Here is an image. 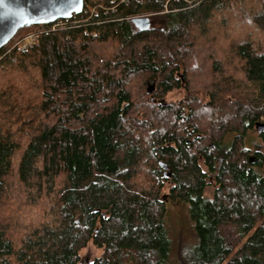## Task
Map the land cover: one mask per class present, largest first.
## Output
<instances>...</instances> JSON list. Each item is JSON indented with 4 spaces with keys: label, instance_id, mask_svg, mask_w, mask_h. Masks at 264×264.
<instances>
[{
    "label": "trees",
    "instance_id": "obj_1",
    "mask_svg": "<svg viewBox=\"0 0 264 264\" xmlns=\"http://www.w3.org/2000/svg\"><path fill=\"white\" fill-rule=\"evenodd\" d=\"M246 1L85 0L0 49V264H264V149L251 164L245 145L264 122V0ZM216 16L253 32L198 60ZM165 197L188 204L195 232L176 256ZM34 208L39 221L18 214Z\"/></svg>",
    "mask_w": 264,
    "mask_h": 264
},
{
    "label": "rangeland",
    "instance_id": "obj_2",
    "mask_svg": "<svg viewBox=\"0 0 264 264\" xmlns=\"http://www.w3.org/2000/svg\"><path fill=\"white\" fill-rule=\"evenodd\" d=\"M249 0H247L245 3H247ZM192 1H189V3H191ZM247 8L245 7V9H249L252 6L254 7V3H247ZM257 7L252 8L254 10H256ZM246 14H248V12H246ZM147 16H149V14H146ZM142 16V15H140ZM136 17V16H135ZM223 17V16H222ZM222 17L220 16H216L213 20L212 23H210V29H213V31L210 33H207V36H203V42H204V38L206 40H209V37L211 39H216V44L214 45V53H210L208 54V52L206 51V45H208L207 43L210 42H206L205 47H202L201 49H199L198 52H200L201 54H199L198 56V60L204 59L205 57H208L209 55H212L219 60H223L222 58L224 56H226V48L224 49V47L226 45H228V43H234V42H238L239 40L243 39L244 37H246V34L248 33H252L253 29L246 27L247 29H242L240 27H229L228 29L224 26L221 25L220 21L222 20ZM226 17V16H225ZM214 21V22H213ZM229 24L228 22L226 24L223 25H227ZM33 30H29L27 33L31 32ZM217 31V32H214ZM222 31H227V33L224 34V37L230 35L231 38H229L230 40H226L224 42L223 38L224 37H217V34L224 33ZM254 34V33H253ZM219 36V35H218ZM254 37H257L259 40H264L263 37L261 36H257L255 35ZM210 41V40H209ZM226 43V44H225ZM198 55V54H197ZM195 56V55H194ZM193 56V57H194ZM202 62V61H201ZM201 68L200 66H198V69L201 73ZM227 70H231V67L226 68ZM233 69V68H232ZM232 71V70H231ZM15 75H19V73H13ZM1 75V74H0ZM185 96L184 91H182V89H176L173 90L172 92H170L169 94H167L165 96V101L167 102H179L183 97ZM153 98V97H151ZM159 101H163L162 99H158L157 102ZM235 133H230L226 136L224 142L228 143L234 140L235 138ZM245 145L246 147L249 148H255L256 145L261 146L264 149V140H262L258 134L257 130L251 131L247 134L246 138H245ZM170 187V183L168 182L166 184V188L164 189V196L167 195L168 193V189ZM217 187V185L214 183L213 179H210V184L207 186L206 190H205V196L208 198H211L214 194V190ZM12 198V196H10ZM165 199L167 200V215H166V227L169 231L170 237L173 241V249H172V253L174 256L177 255L178 251L180 248H182L184 245H188L191 244L193 242H195V232H194V227H193V223L191 222L190 216H189V209H188V204L186 202L180 201V200H168L167 197H165ZM8 200H10L8 198ZM6 205V204H5ZM4 203L1 205L0 209L1 212H3L4 214H9L8 210H11L10 205L8 204L7 208H5ZM5 209V210H4ZM19 216H22V219H25V217H29V218H34L37 219L38 221L40 220V218L38 216H36L37 213H39L41 211V208H34V209H29L25 212H21V210H19ZM22 213V214H21ZM9 216H11L9 214ZM16 216V215H15ZM82 255H86V257L90 256L93 257L94 254L95 255H100L101 254V250H97L95 247L91 246L90 248H86L84 250H82ZM88 261V259L86 260Z\"/></svg>",
    "mask_w": 264,
    "mask_h": 264
},
{
    "label": "water",
    "instance_id": "obj_3",
    "mask_svg": "<svg viewBox=\"0 0 264 264\" xmlns=\"http://www.w3.org/2000/svg\"><path fill=\"white\" fill-rule=\"evenodd\" d=\"M85 0H3L0 4V49L7 45L19 30L38 24H49L59 19L71 18L84 10ZM135 27L148 31L152 27L149 16L132 18ZM154 90V85L149 92ZM256 130L264 133V122L256 123ZM163 177L169 178L172 170L168 164L160 162Z\"/></svg>",
    "mask_w": 264,
    "mask_h": 264
},
{
    "label": "built area",
    "instance_id": "obj_4",
    "mask_svg": "<svg viewBox=\"0 0 264 264\" xmlns=\"http://www.w3.org/2000/svg\"><path fill=\"white\" fill-rule=\"evenodd\" d=\"M62 19L57 20L56 22L50 23L53 27H59ZM44 29H35L27 34H25L20 40L17 41L16 46L20 49H25L28 46L32 45L39 37V34L42 33Z\"/></svg>",
    "mask_w": 264,
    "mask_h": 264
},
{
    "label": "flooded vegetation",
    "instance_id": "obj_5",
    "mask_svg": "<svg viewBox=\"0 0 264 264\" xmlns=\"http://www.w3.org/2000/svg\"><path fill=\"white\" fill-rule=\"evenodd\" d=\"M258 134H259V136H260V138L262 139V140H264V133L263 132H258ZM254 151L255 152H257L256 154H251L252 155V157H253V155L255 156V158H251V160H253L254 161V164L255 163H257L258 162V160H259V155H261V154H263V151H262V149L260 150L259 148H254ZM258 154V155H257ZM219 161H220V159H218Z\"/></svg>",
    "mask_w": 264,
    "mask_h": 264
},
{
    "label": "bare ground",
    "instance_id": "obj_6",
    "mask_svg": "<svg viewBox=\"0 0 264 264\" xmlns=\"http://www.w3.org/2000/svg\"><path fill=\"white\" fill-rule=\"evenodd\" d=\"M136 17H137V16H136ZM133 18H134V17H133ZM153 85H154V84H153ZM154 87H155V85H154ZM251 158L253 159V158H255V156H253V157L251 156ZM251 158H249V159H250V161H249V162H250L251 164H253V163H254V161H253V160H251ZM161 162H163V161H161ZM162 177H163V175H162ZM163 178H164V177H163Z\"/></svg>",
    "mask_w": 264,
    "mask_h": 264
},
{
    "label": "snow or ice",
    "instance_id": "obj_7",
    "mask_svg": "<svg viewBox=\"0 0 264 264\" xmlns=\"http://www.w3.org/2000/svg\"><path fill=\"white\" fill-rule=\"evenodd\" d=\"M3 3V0H0V4H2Z\"/></svg>",
    "mask_w": 264,
    "mask_h": 264
}]
</instances>
